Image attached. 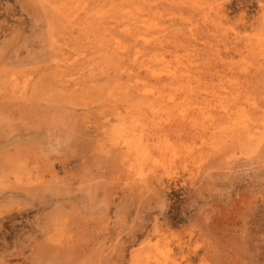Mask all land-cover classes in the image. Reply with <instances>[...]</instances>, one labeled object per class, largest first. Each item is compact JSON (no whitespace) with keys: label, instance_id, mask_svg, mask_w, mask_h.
<instances>
[{"label":"rangeland","instance_id":"374dc122","mask_svg":"<svg viewBox=\"0 0 264 264\" xmlns=\"http://www.w3.org/2000/svg\"><path fill=\"white\" fill-rule=\"evenodd\" d=\"M0 264H264V0H0Z\"/></svg>","mask_w":264,"mask_h":264},{"label":"bare ground","instance_id":"6f19581e","mask_svg":"<svg viewBox=\"0 0 264 264\" xmlns=\"http://www.w3.org/2000/svg\"><path fill=\"white\" fill-rule=\"evenodd\" d=\"M100 51V50H99ZM119 56V55H118ZM107 62V61H106ZM95 64V63H94ZM108 64V63H107ZM103 65V64H102ZM101 65V66H102ZM116 65V64H115ZM95 67V66H94ZM99 68V67H98ZM155 72V71H154ZM121 73V72H120ZM155 74V73H154ZM92 77V76H91ZM93 79V78H92ZM173 83V82H172ZM10 86V85H9ZM185 88V87H184ZM188 88V87H187ZM24 91V90H23ZM6 92V91H5ZM158 97V96H157ZM154 105V104H153ZM155 107V106H154ZM198 111V110H197ZM202 115H203V113H202ZM164 116V115H163ZM208 116H210V115H208ZM158 117V116H157ZM238 123V122H237ZM203 127V126H202ZM205 127V126H204ZM211 127V126H210ZM245 127V126H244ZM246 129H244V131H245ZM241 131V130H240ZM212 132V131H211ZM230 133V132H229ZM244 134L246 135H249L250 134V132L249 131H245L244 132ZM244 134H242V135H244ZM207 135V134H206ZM241 135V134H240ZM232 136V138L234 137V135H231ZM250 136V135H249ZM239 137H242V139H244L245 137L244 136H239ZM231 139V138H230ZM167 140V139H166ZM165 140V141H166ZM234 140V139H233ZM240 141V140H239ZM231 142V141H230ZM243 142V141H242ZM239 143V142H238ZM245 143V142H244ZM230 146V145H229ZM245 147V146H244ZM126 150V149H125ZM138 168V167H137Z\"/></svg>","mask_w":264,"mask_h":264}]
</instances>
